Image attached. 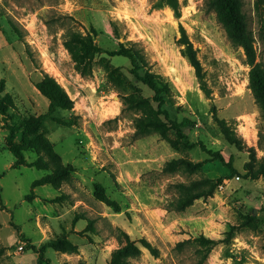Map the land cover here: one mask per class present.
<instances>
[{
  "label": "rangeland",
  "instance_id": "1",
  "mask_svg": "<svg viewBox=\"0 0 264 264\" xmlns=\"http://www.w3.org/2000/svg\"><path fill=\"white\" fill-rule=\"evenodd\" d=\"M180 2L177 18L171 8L159 7V0H0V96L13 99L5 114L0 111V264H264V177L247 176L245 167L251 148L264 159L251 68L206 0ZM242 4L264 68V8L257 11L255 0ZM180 25L198 50L210 97L181 54ZM71 33H91L103 50L86 71L64 45ZM120 44L143 51L142 74L148 69L170 84L172 97L162 109L171 120H192L183 133L194 148L174 147L172 130L165 137L135 135V118L142 114L127 108L124 96L157 104L151 101L153 91L131 74L130 60L106 52ZM111 71L117 82L109 79ZM45 74L73 101L71 110L57 109L56 119H47L40 129L71 168L60 187L35 186L52 171L31 166L38 158L34 150L25 151V163L16 166L7 144L11 131L19 141L25 123L47 112L49 100L35 87ZM214 115L235 127L242 148L226 141ZM201 143L226 160L232 157L238 173L179 211L177 184L230 176ZM179 158L204 165L197 173L167 169ZM98 187L117 207L97 199ZM64 238L77 253L50 246ZM129 241L140 252L116 254Z\"/></svg>",
  "mask_w": 264,
  "mask_h": 264
},
{
  "label": "trees",
  "instance_id": "2",
  "mask_svg": "<svg viewBox=\"0 0 264 264\" xmlns=\"http://www.w3.org/2000/svg\"><path fill=\"white\" fill-rule=\"evenodd\" d=\"M205 4L208 10L213 11L216 14L218 22L224 28L231 42L235 46L242 48L244 51L246 63L251 68L249 72V87L260 109L264 131V68L261 63L257 62L255 36L253 31L250 29L246 14L243 11L242 0H206ZM158 6H167L173 10L177 18L181 17L180 0H159ZM255 6L257 11H260L261 8H264V0H255ZM92 33L96 35L97 31L92 28ZM180 33L181 37L178 40V44L182 47L181 54L194 68L201 89L208 97H210L211 91L206 82V73L203 65L198 57V50L194 48L193 43L182 25H180ZM64 45L69 51L74 62L77 63V66L81 68L82 71L87 70V67L90 65L91 60L94 59L96 53L103 51L102 48L95 43L94 37L91 33L86 35L71 33L68 35V38H66ZM106 52L110 56H123L129 59L132 64V68L130 70L131 74L154 93L151 101L157 104L156 108L151 104L150 99L137 96L135 94L127 93V95L123 98V102L127 108L129 107L134 112L142 114V116L135 118V135L137 137H144L145 135H149L153 132H159L165 137V133L168 130H172L176 135V140L171 142L174 147H178L179 143H182L184 148H194L196 144L191 143L189 141V137L183 133L185 128L192 124V120L185 117L179 122L171 120L168 111L166 109H162L163 105L166 104L167 99L172 97L170 84L165 81L162 76L151 72L148 69L143 74L140 72V70L147 65L143 51L133 45L125 46L124 44H120L119 49ZM108 75L111 81L117 82L119 79V76L116 75L115 71H111ZM35 87L41 95L49 100L48 110L45 114H42L34 120L27 121L25 123L19 141H16L15 133L11 131L7 137L8 149L16 158V166L25 163V151H36L38 158L31 164V166L46 171L51 170L52 172L40 180L35 181L34 185L41 186L51 184L54 187H60L64 177L69 173L71 168L62 164L61 157L54 152L51 143L44 137L40 129L47 119H56L54 117V113L57 109L71 110L73 108V101L62 85L58 83L54 77L48 74H45L41 80L36 82ZM3 90L4 83L1 82L0 92ZM12 105L13 99L11 95L6 94L4 96H0V111L3 114H5ZM160 115L165 117L166 122L161 119ZM214 119L226 141L239 149L242 148L243 142L238 136L235 127H233L227 120L221 119L216 115H214ZM62 123L68 126L72 125L71 122L65 121ZM200 145L204 151L213 156L214 161H220L224 167L229 169L230 176L226 178H219L217 180L208 178L197 180L189 185L183 183L177 184L176 187L181 194V197L176 203V209L179 211L185 210L197 199L211 195L215 187V183H219L222 180L224 181L238 173L237 169L233 166L232 157H230L229 160H226L220 152L208 150L202 143ZM251 152L253 153L250 161L245 165L247 169L246 175L253 178H259L261 176L264 177V159H258L253 148H251ZM203 165L204 163L202 162L193 163L184 158H179L168 162L166 167L171 171L183 168L189 173H197L202 169ZM95 196L97 199L109 206H116V204L106 196L102 187L96 188ZM50 246L64 253L78 252V247L66 238L58 239L57 241L51 243ZM147 247L152 249L150 245ZM139 252L140 250L138 246L129 241L128 244L119 249L116 254L131 256ZM44 253L45 247L39 250L40 262L43 261ZM113 263L114 260H112L111 264Z\"/></svg>",
  "mask_w": 264,
  "mask_h": 264
},
{
  "label": "water",
  "instance_id": "3",
  "mask_svg": "<svg viewBox=\"0 0 264 264\" xmlns=\"http://www.w3.org/2000/svg\"><path fill=\"white\" fill-rule=\"evenodd\" d=\"M254 214H256V211L254 210Z\"/></svg>",
  "mask_w": 264,
  "mask_h": 264
}]
</instances>
